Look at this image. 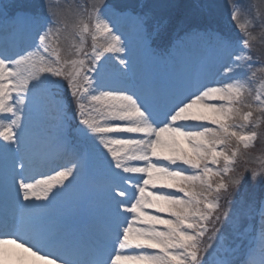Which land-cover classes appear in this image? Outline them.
Instances as JSON below:
<instances>
[{"label":"snow or ice","instance_id":"1","mask_svg":"<svg viewBox=\"0 0 264 264\" xmlns=\"http://www.w3.org/2000/svg\"><path fill=\"white\" fill-rule=\"evenodd\" d=\"M162 7L175 6L0 0V17L29 26L19 51L0 42V264H237L244 240L239 264H264V194L238 199L245 179L264 185V162L237 168L264 138V62L253 55L264 13L255 0L253 17L232 3V33L213 27L212 0L160 19ZM167 29L184 33L173 47H205L192 71L160 78L141 58ZM48 142L68 162L36 178ZM73 182L75 209L53 212Z\"/></svg>","mask_w":264,"mask_h":264},{"label":"rangeland","instance_id":"2","mask_svg":"<svg viewBox=\"0 0 264 264\" xmlns=\"http://www.w3.org/2000/svg\"><path fill=\"white\" fill-rule=\"evenodd\" d=\"M3 4H15V5H33L40 3V0H2ZM60 4L63 5L64 3L68 2V0H59ZM112 2L125 4V5H131L133 8L135 7L138 11L139 7L142 8V10H149L154 5H169V6H175V7H162L156 9L158 13L156 14L157 17L161 15H165L166 17L172 14H175L179 9L190 3V0H112ZM253 2V0H212V3L215 6V15L216 19L220 21L221 24L224 26H227L228 29H230L232 32H236L234 22H232L229 18L230 13V5L232 3H236L241 7L242 13L246 10L247 17H253L255 15L253 9L250 7V4ZM256 5L258 6L259 10L264 13V0H255ZM16 10V9H15ZM141 10V11H142ZM140 11V10H139ZM166 11V12H165ZM246 18L245 15L242 14L241 20L243 21ZM125 20V19H122ZM120 20V21H122ZM8 21V19H7ZM11 22V21H10ZM130 20L127 21V24L130 29H122L120 28V25L117 24V29L120 31V33L124 36L125 40L129 42V46L133 47L135 45V27L132 24H130ZM15 23V22H11ZM19 26H21V30L24 29L25 23L24 22H17ZM24 25V26H23ZM222 26V25H221ZM223 27V26H222ZM29 31V26H28ZM251 31L254 33H258L260 31V25L259 22H256L255 28H252ZM259 46V53L264 51V48L262 50L261 46ZM204 44L201 41H198L195 38H191L189 43L182 42L179 46L173 47L171 46L170 49L164 53L160 54L158 51H156L154 54H150L147 57L141 58L142 66L146 68L149 72H151L153 75L158 76L160 78H167L169 76L177 75L182 72H189L192 71L194 68V65L196 62L200 59V57L204 54ZM261 62H264V55L259 54L257 55ZM180 58L186 60L181 61ZM188 62L189 66L185 67V63ZM262 77H264V73L257 72L256 81H259ZM75 139L73 140V143H75ZM49 143H45L43 145V153H47L48 151L56 150L55 147H51ZM257 143L255 146L250 149L246 153V158L241 159L238 164L237 168L241 171L247 166V167H260L261 162V155L264 156V150L257 151ZM255 151L257 153H255ZM254 153L253 156H251ZM264 158V157H263ZM250 173H245V176ZM244 181L241 185V192L245 191V189H251L256 187L257 185L251 184L249 181ZM74 184H80L78 182H73ZM72 186V184L70 185ZM81 189L80 188L78 190ZM69 190V191H68ZM77 190V191H78ZM255 189L251 190L253 192ZM76 191H70V188L68 187L65 189L61 194L57 196V198L54 201V205L59 206L60 203H62V200H64L68 195H73ZM222 207L225 205L224 201H221ZM226 208V207H224ZM225 236L227 239L224 241L225 244H233V236L229 228H225ZM240 243V250L235 253V257L237 258L240 255V252L243 250V242Z\"/></svg>","mask_w":264,"mask_h":264},{"label":"trees","instance_id":"3","mask_svg":"<svg viewBox=\"0 0 264 264\" xmlns=\"http://www.w3.org/2000/svg\"><path fill=\"white\" fill-rule=\"evenodd\" d=\"M174 32V30H172V29H167V33L168 34H172Z\"/></svg>","mask_w":264,"mask_h":264},{"label":"bare ground","instance_id":"4","mask_svg":"<svg viewBox=\"0 0 264 264\" xmlns=\"http://www.w3.org/2000/svg\"><path fill=\"white\" fill-rule=\"evenodd\" d=\"M123 22H125V20H122Z\"/></svg>","mask_w":264,"mask_h":264}]
</instances>
